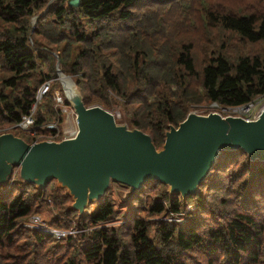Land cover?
<instances>
[{
    "label": "trees",
    "instance_id": "1",
    "mask_svg": "<svg viewBox=\"0 0 264 264\" xmlns=\"http://www.w3.org/2000/svg\"><path fill=\"white\" fill-rule=\"evenodd\" d=\"M47 2L0 0V122L18 121L44 79L34 124L60 120L56 62L85 105L119 109L116 121L155 147L199 103L242 105L264 94V0H52L32 27ZM203 44L216 51L204 55ZM208 182L216 195L201 197ZM153 185L163 191L147 193ZM123 189L110 183L78 214L55 179L38 188L16 173L0 184V264H264V161L242 149L220 150L194 194L156 180L125 197ZM40 212L73 231L56 238L22 225Z\"/></svg>",
    "mask_w": 264,
    "mask_h": 264
},
{
    "label": "water",
    "instance_id": "2",
    "mask_svg": "<svg viewBox=\"0 0 264 264\" xmlns=\"http://www.w3.org/2000/svg\"><path fill=\"white\" fill-rule=\"evenodd\" d=\"M78 3L67 0L69 5ZM48 4L39 14L46 12ZM39 14L31 18L32 26ZM56 75L72 107L74 131L59 140L32 142L12 132L1 133L0 184L11 178L15 167L22 182L38 188L55 179L72 196L70 207L81 214L112 182L137 192L144 183L156 180L171 193L194 194L223 149L240 148L250 160L264 161V106L250 119L189 110L177 125H168L162 144L155 147L148 133L116 121L110 110L85 105L72 75L63 72L58 62ZM62 76L73 85V101L66 94Z\"/></svg>",
    "mask_w": 264,
    "mask_h": 264
},
{
    "label": "built area",
    "instance_id": "3",
    "mask_svg": "<svg viewBox=\"0 0 264 264\" xmlns=\"http://www.w3.org/2000/svg\"><path fill=\"white\" fill-rule=\"evenodd\" d=\"M50 79H45L38 86L34 100L30 104L29 109L26 113L21 115V119L15 124L16 127L26 131L30 136L34 137L35 140L38 139H56L61 133H72L75 129L73 122L70 123L71 115L67 112L70 111L68 105L63 101V98L58 90L52 92V97L54 100V105L58 106L60 111L61 119L59 121H48L40 124H34L35 119L33 116V111L40 101L41 97L47 92L50 86ZM261 96V95H259ZM258 97V96H257ZM255 99V98H254ZM253 100V99H252ZM252 100L242 104V105H233V106H221L215 101H211L208 111H216L221 115H238L246 119L253 118L255 115H252L251 108L253 106ZM65 113V114H64ZM70 119V120H69ZM33 227L38 229H44L43 224L40 221H37L35 217L32 218ZM56 236H59L61 232L53 230Z\"/></svg>",
    "mask_w": 264,
    "mask_h": 264
},
{
    "label": "rangeland",
    "instance_id": "4",
    "mask_svg": "<svg viewBox=\"0 0 264 264\" xmlns=\"http://www.w3.org/2000/svg\"><path fill=\"white\" fill-rule=\"evenodd\" d=\"M250 4L252 5V6H254V7H256L257 8V5H255L254 3H251L250 2ZM32 25V24H31ZM35 25V24H34ZM231 44L234 46V47H236V48H239V44L236 42V41H232L231 40ZM202 49H207L206 50V53L204 54V55H208L210 52H214V51H216V48L215 47H213L211 44H203V46H202ZM55 89V91L56 90H59V89H61V85H60V87L59 88H54ZM62 93H63V91H62ZM252 103H253V106H252V108H251V110L250 111H252V115H256L257 113H258V111H259V109L260 108H262L263 106H264V95H261V96H258V97H256L255 99H253L252 100ZM40 105L42 106V108L43 107H45L46 105H47V101H43L42 103H40ZM209 105H210V102H208V103H199V104H197V105H195V107L194 108H192V109H190V110H194V111H196V112H202V113H206L210 108H209ZM119 107V106H118ZM67 112L69 113V110H67ZM113 112L114 113H119L120 114V111H119V109H113ZM65 114V113H64ZM70 120V119H69ZM72 121L70 120V123H71ZM5 130H11V128L9 127V125L8 124H6V123H3V122H0V133L1 132H6ZM16 131H18L17 129H15V128H13V132H16ZM259 160V159H258ZM15 173L16 172H14V176H15ZM215 174V173H214ZM214 174H212L210 177H209V179L208 180H211L213 177V175ZM111 186H112V188H113V190H114V192H116V193H118V191L120 190V189H123L124 188V186H122V185H120L119 183H116V182H112L111 183ZM210 186H213V183L212 184H210ZM210 186H209V182L205 185V187H204V189L203 190H201V191H199V195L201 196V197H205L207 194L206 193H209V194H211L212 192H214V189H212V190H210ZM142 189V188H141ZM140 189V190H141ZM166 189H167V186H166ZM161 191H163V188L161 187V185H153V186H149V191L147 192V193H150V194H152V195H155V193H157V192H161ZM128 192V188H126V189H123V191H122V193H121V196L122 197H125V195H126V193ZM221 194H219V196H218V200L221 202V197H222V195L224 196V194H222V192H220ZM217 194V195H218ZM216 195V191L214 192V196ZM145 196H146V198L147 197H149L147 194H145ZM186 209H187V207H186ZM37 216H39L42 220H44V219H46V218H48V214L46 213V212H40V213H35ZM154 217L153 216H147V219H149V221H153L152 219H153ZM171 219H173V218H171ZM48 225V224H47ZM49 226V225H48ZM50 227H53V226H50ZM152 234V233H151Z\"/></svg>",
    "mask_w": 264,
    "mask_h": 264
},
{
    "label": "bare ground",
    "instance_id": "5",
    "mask_svg": "<svg viewBox=\"0 0 264 264\" xmlns=\"http://www.w3.org/2000/svg\"><path fill=\"white\" fill-rule=\"evenodd\" d=\"M62 81L66 87V89H65L66 94L68 95L69 99L73 101L75 99L76 95H75V91L73 90L72 83L69 82L67 77H63V76H62Z\"/></svg>",
    "mask_w": 264,
    "mask_h": 264
}]
</instances>
